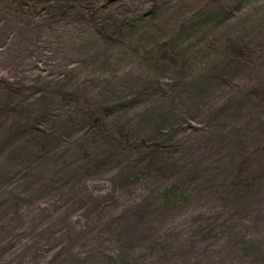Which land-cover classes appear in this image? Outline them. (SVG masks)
I'll list each match as a JSON object with an SVG mask.
<instances>
[{
	"label": "rangeland",
	"instance_id": "374dc122",
	"mask_svg": "<svg viewBox=\"0 0 264 264\" xmlns=\"http://www.w3.org/2000/svg\"><path fill=\"white\" fill-rule=\"evenodd\" d=\"M0 264H264V0H0Z\"/></svg>",
	"mask_w": 264,
	"mask_h": 264
},
{
	"label": "trees",
	"instance_id": "16d2710c",
	"mask_svg": "<svg viewBox=\"0 0 264 264\" xmlns=\"http://www.w3.org/2000/svg\"><path fill=\"white\" fill-rule=\"evenodd\" d=\"M168 190H170V189H168ZM171 191H174V190L172 189V190H170V192H171Z\"/></svg>",
	"mask_w": 264,
	"mask_h": 264
}]
</instances>
